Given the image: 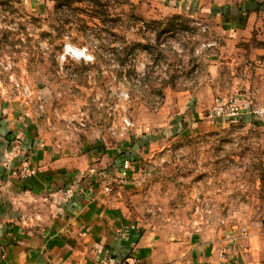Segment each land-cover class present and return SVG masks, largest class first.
Wrapping results in <instances>:
<instances>
[{
    "label": "rangeland",
    "instance_id": "rangeland-1",
    "mask_svg": "<svg viewBox=\"0 0 264 264\" xmlns=\"http://www.w3.org/2000/svg\"><path fill=\"white\" fill-rule=\"evenodd\" d=\"M150 4L0 0V100L45 136L83 147L97 177L111 170L110 193L120 192L139 232H181L232 262L264 264L262 119L210 116L215 103L243 104L241 82L213 68L222 38L209 16L151 17ZM67 43L90 59L64 58ZM208 82L214 95L199 92Z\"/></svg>",
    "mask_w": 264,
    "mask_h": 264
},
{
    "label": "crops",
    "instance_id": "crops-1",
    "mask_svg": "<svg viewBox=\"0 0 264 264\" xmlns=\"http://www.w3.org/2000/svg\"><path fill=\"white\" fill-rule=\"evenodd\" d=\"M182 12L209 16L222 38L223 60L212 64L241 82L240 116L264 110V0H151L146 9L151 17ZM199 88L219 89L210 82ZM255 116L264 125V113ZM84 150L45 136L33 116L0 100V264L217 263L215 244L177 231L139 232L120 192L105 190L111 170L97 177ZM26 163L37 173L17 178ZM243 258L230 264H256Z\"/></svg>",
    "mask_w": 264,
    "mask_h": 264
},
{
    "label": "built area",
    "instance_id": "built-area-1",
    "mask_svg": "<svg viewBox=\"0 0 264 264\" xmlns=\"http://www.w3.org/2000/svg\"><path fill=\"white\" fill-rule=\"evenodd\" d=\"M80 51L83 52L81 56L77 55L76 52ZM79 56L80 59L84 58L85 60L90 59V55L88 53L87 48H79V47H74L73 45L67 43L64 47V53L63 56L64 58H67L69 56ZM243 108V105L239 103L238 99L235 97L229 98L225 101H221L218 103L213 104L210 107L209 114L211 117H214L215 119H235L236 117L239 116L241 109ZM254 113L256 115H260L264 113V110L260 109H255ZM131 162L130 160H125L121 170H120V176L121 177H126L128 168L130 167ZM37 173V170L30 165V163H26L23 166H21L19 169L16 170V177L21 179V178H27L30 176H33ZM113 189V186L111 185V182L107 183L105 185V190L110 192ZM72 189H69L67 191L68 194H71ZM230 259L227 255L226 250H219L218 251V261L216 264H230Z\"/></svg>",
    "mask_w": 264,
    "mask_h": 264
},
{
    "label": "trees",
    "instance_id": "trees-1",
    "mask_svg": "<svg viewBox=\"0 0 264 264\" xmlns=\"http://www.w3.org/2000/svg\"><path fill=\"white\" fill-rule=\"evenodd\" d=\"M127 159L128 160H131V159H129V156L128 155H125V156H123V157L120 158L119 163H118L120 165V168L122 167L124 161L127 160Z\"/></svg>",
    "mask_w": 264,
    "mask_h": 264
},
{
    "label": "bare ground",
    "instance_id": "bare-ground-1",
    "mask_svg": "<svg viewBox=\"0 0 264 264\" xmlns=\"http://www.w3.org/2000/svg\"><path fill=\"white\" fill-rule=\"evenodd\" d=\"M78 53H80L81 55L83 54V52H79V51H77L76 54L78 55ZM81 55H79V56H81Z\"/></svg>",
    "mask_w": 264,
    "mask_h": 264
}]
</instances>
